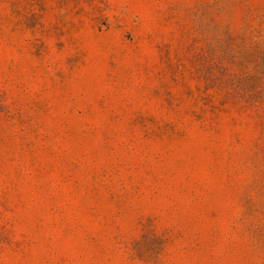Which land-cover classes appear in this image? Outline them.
<instances>
[{
	"label": "rangeland",
	"instance_id": "rangeland-1",
	"mask_svg": "<svg viewBox=\"0 0 264 264\" xmlns=\"http://www.w3.org/2000/svg\"><path fill=\"white\" fill-rule=\"evenodd\" d=\"M0 264H264V0H0Z\"/></svg>",
	"mask_w": 264,
	"mask_h": 264
}]
</instances>
